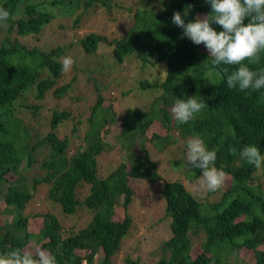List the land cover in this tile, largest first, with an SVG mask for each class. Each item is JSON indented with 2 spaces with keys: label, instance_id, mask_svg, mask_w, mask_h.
Here are the masks:
<instances>
[{
  "label": "trees",
  "instance_id": "16d2710c",
  "mask_svg": "<svg viewBox=\"0 0 264 264\" xmlns=\"http://www.w3.org/2000/svg\"><path fill=\"white\" fill-rule=\"evenodd\" d=\"M68 1L82 11L99 6L103 12L131 10L121 0ZM154 1V6L133 7L128 27L114 38L89 31L45 50L16 37L0 41V215L5 216L0 254L40 247L57 264H115L132 227L128 206L136 181L155 185L163 200L162 217L168 220L170 234L159 242L154 264H244L238 256L243 252L252 264H264V166L257 169L240 155L247 145L264 155V89L229 88L224 68L230 73L233 66L214 67L205 46L193 44L172 23L173 12L183 13L188 5L186 23L210 14L205 0ZM0 7L10 13L6 32L13 30L22 39L39 34L51 18L27 0H0ZM69 53L79 65L72 66L68 82L58 84L62 59ZM109 60L106 66L114 74L124 70L115 83L120 96L153 91L145 107L117 111L116 95L104 104L103 83L97 85L94 75ZM250 67H264V55ZM77 71L86 75L83 111L71 116L68 108H49L47 100L55 103L66 95ZM125 78L129 84L121 91ZM192 96L201 97L207 107L182 124L171 108L177 98ZM66 122L69 132H59ZM113 125L119 127L114 134L108 128ZM194 137L216 150L215 166L228 174L222 188L207 191L214 194L210 201L196 198L179 179L159 175L162 161L156 155L163 153L171 156L172 166L185 167L189 181L199 179L201 170L187 163V140ZM112 152L118 160L106 173L99 172L98 158ZM40 187L45 189L40 206L26 210ZM189 234L201 237L196 253ZM119 264L140 263L125 255Z\"/></svg>",
  "mask_w": 264,
  "mask_h": 264
},
{
  "label": "rangeland",
  "instance_id": "374dc122",
  "mask_svg": "<svg viewBox=\"0 0 264 264\" xmlns=\"http://www.w3.org/2000/svg\"><path fill=\"white\" fill-rule=\"evenodd\" d=\"M28 3L35 4L40 10L45 11L51 15L48 23H46L40 33L34 37H28L27 39H22L15 35V32H6L5 26L0 24V41L4 37L13 38L16 37L20 41H25L29 45L28 47L34 46L39 47L42 50L49 48L51 45L63 44L68 42L69 39L81 37L83 34L89 31H97L98 33H103L109 38H114L122 34L128 27L132 15V10L137 9V7L142 6L147 3L149 6L156 5L154 0H121L124 5H131V10H113L109 12H103V7L99 6L96 11L85 10L82 11L81 7H74V3L68 0H27ZM158 1V0H156ZM20 4H18L19 9ZM18 11V10H17ZM16 11V13H17ZM76 17L77 20H76ZM15 38V39H16ZM14 39V38H13ZM16 39V40H17ZM208 52V51H207ZM209 53V52H208ZM68 55L71 56L69 53ZM110 56V51L109 54ZM107 55V57H108ZM110 58V57H108ZM93 61H98L97 58H92ZM76 65H79L78 57H75ZM110 60L103 66L102 73H96V84L100 85V88H104L101 93L104 98V104H107V98L111 99L113 95H116L114 99V108L117 111L124 109L126 106L134 105L145 107L150 101V98L154 95L153 91L137 92L135 97L120 96L119 90L115 86L116 80L122 75L123 71L118 75L114 74V69H109L108 65ZM120 64V66L126 67L125 63ZM91 64H94L93 62ZM110 70V74L107 73ZM74 69L72 68L69 72H63L58 84H63L69 81L71 75H74ZM107 73V74H106ZM116 75V77H115ZM76 79L70 82L69 92L63 97L59 98L55 103L50 99L47 100L46 105L50 108L56 105L58 109L68 108L71 110V116H77L83 111V106L81 104V99L86 96L82 93L85 90L84 80L86 75L84 72H75ZM127 84L123 86V91L129 84V78H125ZM123 80V79H120ZM105 84V85H104ZM93 94L95 90L88 91ZM75 96L81 97L80 99H75ZM71 97L72 99H69ZM42 112V111H41ZM47 117L48 109H43ZM71 128V123L66 122L62 127H58L59 132L68 133ZM112 133H116L119 130L118 125H113L108 127ZM158 128L153 130H157ZM151 130L147 131L149 134ZM158 159L161 157V164L158 166L159 175L162 179H179L185 186V188L193 193L195 197L199 196L201 199L208 201L213 199L214 194L207 195V191L200 190L199 179H194V181H189L187 176L183 174L184 166L176 165L172 166L168 160H172L171 156H163V153L156 155ZM177 157H173L176 159ZM117 156L114 152L104 153L98 158L99 167L98 171L106 173L111 164L117 161ZM36 171L35 169L33 172ZM32 173V172H30ZM37 174V173H36ZM104 175V174H103ZM200 177V176H199ZM160 183L157 182L160 188ZM133 195L132 201L128 206V211L131 216L132 227L127 237L122 241L120 249L116 254L114 259L115 264H119L125 255L131 256V258H137L140 264H154L157 255V246L159 242L166 238L169 234L168 220L162 217L163 200L160 192L158 193L155 185H148L143 182L132 181ZM45 189L40 187L38 193L33 197V201L26 207V210H35L40 206L39 197ZM4 215H0V223H2ZM191 239V252L196 253L198 251V243L200 241V236H194L189 234ZM244 264H252L253 258L250 257L249 253L243 252L242 255H238Z\"/></svg>",
  "mask_w": 264,
  "mask_h": 264
},
{
  "label": "clouds",
  "instance_id": "9594fccd",
  "mask_svg": "<svg viewBox=\"0 0 264 264\" xmlns=\"http://www.w3.org/2000/svg\"><path fill=\"white\" fill-rule=\"evenodd\" d=\"M211 6V13L203 17L197 15L193 20L185 22L191 5L183 13L174 11L172 23L183 29V35L195 45L203 44L212 65L233 66L229 73L227 67L224 72L229 88H239L240 91L264 89V67H250L259 65L264 55V0H205ZM10 13L0 7V24L6 26ZM248 20L245 24L244 21ZM213 24L222 27L217 31ZM55 59V58H53ZM75 60L72 56L62 59V71L69 72ZM264 102V95L261 96ZM207 107L205 101L197 96L188 99L177 98L171 108L174 118L180 123H188L195 119V114ZM235 154L237 149H229ZM242 158L257 169L264 166V155L255 145H247L240 151ZM216 150H208L204 141L199 137L187 140V163L193 169H200L199 188L204 191L215 192L225 185L228 174L215 166ZM0 264H57L55 256L43 248L35 251L16 248L6 254H0Z\"/></svg>",
  "mask_w": 264,
  "mask_h": 264
}]
</instances>
